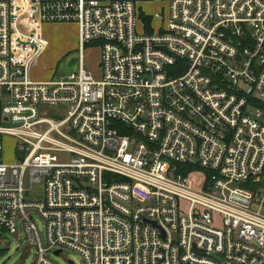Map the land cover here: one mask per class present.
<instances>
[{
  "label": "built area",
  "instance_id": "2783aa9c",
  "mask_svg": "<svg viewBox=\"0 0 264 264\" xmlns=\"http://www.w3.org/2000/svg\"><path fill=\"white\" fill-rule=\"evenodd\" d=\"M141 1L0 0V228L33 264H264V0H153L152 32ZM43 23L77 25V70L32 78Z\"/></svg>",
  "mask_w": 264,
  "mask_h": 264
},
{
  "label": "rangeland",
  "instance_id": "374dc122",
  "mask_svg": "<svg viewBox=\"0 0 264 264\" xmlns=\"http://www.w3.org/2000/svg\"><path fill=\"white\" fill-rule=\"evenodd\" d=\"M165 2H156L153 0H143L139 2L138 9L140 11H147L149 14L154 12H160L162 6H165ZM166 14L163 15L165 17ZM157 23V22H156ZM66 25V24H64ZM59 25L63 30L58 34H45L44 37L48 38L49 45L44 54L41 56L40 61L35 65L33 69V76L35 79L39 78L42 72L47 69L49 72H57L58 74H67L77 70L79 66V51L78 46L71 47L64 52L59 51L62 45L70 44L73 40V35L70 34L71 28ZM73 24L68 23L66 26ZM140 27V24H138ZM46 28V27H45ZM99 56L100 48L99 42L94 41L90 45H85L83 49V61L86 69L92 72L94 77L97 78L99 75ZM40 79V78H39ZM44 80V79H41ZM15 142L13 138L5 137L3 140L4 155L2 159L9 162L13 161L11 153L14 150ZM233 187L239 186V184H232ZM42 186L40 184L33 185L29 197L33 200H41L43 198ZM183 208H186V203H183ZM256 204H253V208H256ZM261 212L264 214V207ZM35 222L39 233H43L42 221L35 217ZM43 239V238H42ZM43 241V240H42ZM34 250L27 248V240L19 235H10L5 230L0 228V264H33L35 259ZM51 258L57 264H69V260L73 261L74 264H84L79 254L75 251L64 249L61 254H50Z\"/></svg>",
  "mask_w": 264,
  "mask_h": 264
},
{
  "label": "crops",
  "instance_id": "0c3cea01",
  "mask_svg": "<svg viewBox=\"0 0 264 264\" xmlns=\"http://www.w3.org/2000/svg\"><path fill=\"white\" fill-rule=\"evenodd\" d=\"M151 15L152 14H149L147 11L146 12L145 11H140V17L141 18H142V16H149V17H151ZM160 23H162V20L160 18H151V21H150V32H152L153 29L155 27H157ZM62 24L63 25L64 24L68 25V23H43V24H41L40 25V31H41L42 36L44 37L45 34H58V33L62 32L63 30L59 27V25H62ZM70 24H73V23H70ZM66 25H64V28L65 27L71 28L70 34H75V35L72 36L73 37V40H72V42L70 44L62 45L60 47L59 51H61V52H64L65 50L70 49L73 46H75V47L78 46V35H77L78 34V29H77V25L76 24H73L71 26H66ZM44 39L47 41V46H46V48L44 50V52H45L46 49L48 48L49 40L46 37H44ZM44 52L42 53V55L44 54ZM41 56L38 59V62L40 61ZM100 58H101V53H100V56H99V63H100ZM34 67L31 70V76H32L33 79H35L34 76H33V69H34ZM98 70H99V72H98V74H99L100 73L99 66H98ZM62 75H65V74H58L57 72H52L51 73V72H49V70L45 69L42 72V74L40 75V77H39L40 79L37 78L35 80H41V79L47 80L49 78L59 77V76H62Z\"/></svg>",
  "mask_w": 264,
  "mask_h": 264
},
{
  "label": "trees",
  "instance_id": "16d2710c",
  "mask_svg": "<svg viewBox=\"0 0 264 264\" xmlns=\"http://www.w3.org/2000/svg\"><path fill=\"white\" fill-rule=\"evenodd\" d=\"M142 20H143V22H144V24H145V27H146V29L148 30V31H150V21H151V17H149V16H142ZM199 168L198 167H196V166H194V165H192V164H180V166H179V170L183 173V174H185V175H189V174H191V172L192 171H197ZM203 173V175H206L207 176V171H204V172H202ZM250 184H253V185H250ZM243 187H245V188H249V189H256L258 186H260V184L258 183H253V181L252 180H249L248 182H245V183H242L241 184Z\"/></svg>",
  "mask_w": 264,
  "mask_h": 264
},
{
  "label": "water",
  "instance_id": "95a60500",
  "mask_svg": "<svg viewBox=\"0 0 264 264\" xmlns=\"http://www.w3.org/2000/svg\"><path fill=\"white\" fill-rule=\"evenodd\" d=\"M59 252H60V250H55V251H54L55 254H58ZM69 264H74V262L71 261V260H69Z\"/></svg>",
  "mask_w": 264,
  "mask_h": 264
}]
</instances>
